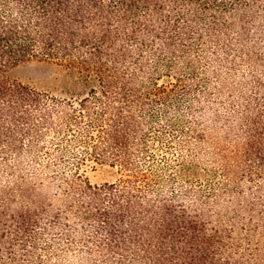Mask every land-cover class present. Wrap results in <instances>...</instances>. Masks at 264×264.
<instances>
[{"label": "trees", "instance_id": "obj_1", "mask_svg": "<svg viewBox=\"0 0 264 264\" xmlns=\"http://www.w3.org/2000/svg\"><path fill=\"white\" fill-rule=\"evenodd\" d=\"M0 264H264V0H0Z\"/></svg>", "mask_w": 264, "mask_h": 264}, {"label": "rangeland", "instance_id": "obj_2", "mask_svg": "<svg viewBox=\"0 0 264 264\" xmlns=\"http://www.w3.org/2000/svg\"><path fill=\"white\" fill-rule=\"evenodd\" d=\"M13 80L21 81L39 90L51 91L62 95H84L97 84L90 73L66 63L57 61H25L14 67L10 73ZM85 173L93 183L115 181L120 176L118 166L108 163L89 162ZM183 179L203 178L201 170L183 171Z\"/></svg>", "mask_w": 264, "mask_h": 264}]
</instances>
